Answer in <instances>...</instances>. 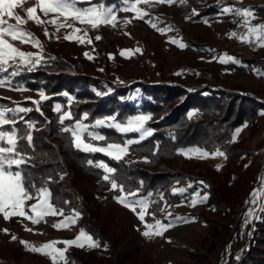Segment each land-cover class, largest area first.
<instances>
[{
	"label": "rangeland",
	"instance_id": "rangeland-1",
	"mask_svg": "<svg viewBox=\"0 0 264 264\" xmlns=\"http://www.w3.org/2000/svg\"><path fill=\"white\" fill-rule=\"evenodd\" d=\"M93 1L77 6L95 5L98 9L111 8L110 6H99V3ZM132 4L120 10L113 9L116 14L115 26L101 23L93 27L71 16L65 18L64 15L56 13H49L45 16L39 8V0H21L14 8V12L21 15L24 20V23L18 26L19 30L31 33L41 42L45 57L51 55L79 64L83 74L89 77L111 81L124 89H128L138 80L152 84L162 81L183 82L190 86L210 83L264 98V65L261 66L264 64V45L252 36H249L248 41H242L239 37L247 33L243 18L222 12L224 6L249 8L253 11L249 24L251 26L261 25L264 24V0H173L170 5L161 0H139L135 4L141 13L146 14L143 19L138 18L132 10H124L125 8L131 9ZM211 5H213L214 12L200 14L199 9ZM28 7L35 8V15L44 23L37 24L34 20H29L26 14ZM194 10L199 12V16L191 20L186 19ZM53 18L58 24L64 26L57 28L56 24L48 23ZM5 19L8 23H16L12 18L5 17ZM152 24H155L156 28H153ZM160 28L166 30L162 33L158 31ZM74 29L79 31L74 33ZM45 30H47V36ZM231 32L237 35L229 36ZM73 34L83 37L85 43L81 44L75 39H65V36ZM261 34L264 35V31ZM5 38L21 51L32 53L39 51L31 43H23L20 39L12 40L10 36ZM172 40L178 43L174 44ZM180 43L185 47H179ZM137 48L141 51L136 52ZM123 49L133 50L132 54L127 57L122 56L121 50ZM85 53H88L92 59L87 58ZM229 56L233 59L227 60ZM222 57L227 62H221ZM242 58H252L255 63L252 62L250 69H240L247 64L241 60ZM237 60L239 63H236ZM257 63H261L260 66ZM9 64L15 68L19 65V60L17 59L16 64L9 61ZM11 70L10 68L9 71ZM39 90L41 89L30 90L4 85L0 86V96L17 102L24 100L33 102L39 100ZM133 93L136 96L141 94V91L139 88H133L125 92L127 95ZM140 106L141 103H138L137 108ZM22 107L36 108L37 105L32 103ZM63 110L66 108L64 107ZM42 111L49 115L50 110L43 109ZM147 113L143 110L134 113L127 112L118 119L126 122L131 115ZM254 119V126L247 122L236 128L233 133L235 139L242 140L241 146L245 150L243 157L236 161L233 167L237 172L239 171L242 178L248 179V183L253 176L254 179L257 176L259 179L258 183L251 185L249 190L243 188L244 194L247 193L245 197L247 205L244 209H240L239 204L232 205L234 201L231 193L239 189L241 191V185L232 189L223 187L225 195H231L228 201L232 207L230 212L224 216L218 215L206 201L191 206L190 202L195 194L198 193L200 197L204 195L200 192L198 185L192 187L194 185L192 180L182 181L181 183H185L184 186L180 185L182 187L177 185L173 187V190L185 188L186 191L178 193L177 200L165 203L164 212H159L154 218L148 216L147 219L146 216L149 223H154L155 219H159L164 224H167L169 219L175 220L177 216L195 218L173 223L165 228L162 236H143L142 232L146 229L136 214L122 206L116 199L100 209L113 221L134 227L140 242V258L145 256L149 258H146V262H150L151 259L154 264H240L243 251H246L252 242L263 251H256L257 257L251 258V261L258 262L257 260L263 257L262 262L264 263V212L259 211L261 206H264V108L256 113ZM154 120L156 119L151 118L147 126L152 128L150 125ZM135 137L137 133H129L126 138ZM103 142L105 141L93 143L106 146ZM190 148H199L201 152H207L208 155L201 157L192 154L191 158L182 155L175 161V170H184L190 174H204L208 172V167L216 169L224 163L225 156L212 155L217 150L208 151L200 146L188 147L184 150ZM128 155L127 152L123 159ZM188 185H192L191 189ZM32 197L24 204L28 216L32 215L31 205L37 203V193L32 194ZM141 197L147 198L145 196L136 198ZM48 202L52 204L49 197ZM53 207L55 208L54 205ZM147 211L152 213L150 210ZM74 213V211H62V215H45L36 223H33L27 216L19 215L12 216L6 221L0 213V256L16 264H78L77 256L83 259L84 263L94 261L95 264H105L107 260L98 259L100 253L98 254L96 249L89 248L86 243L84 247H79L66 246L62 242L74 239L81 230H84L77 223V217L74 224L70 223L65 228L53 227L66 217H72ZM168 213H171V216H168ZM256 215H260L261 219H255ZM216 224L219 226H215ZM85 233L91 235L87 231ZM123 233L121 243L115 244L116 252L121 254L125 252L123 248L119 249L124 242L123 239L131 238L127 230ZM13 236L16 237L15 240L12 239ZM92 238L95 240L93 236ZM21 241L27 242V246ZM53 241L56 242L53 247L65 250V259L61 260L57 256L54 260L47 255L49 250L41 253L29 250L31 247H41ZM236 257H239V261ZM140 261L144 262V260ZM140 261L134 264H141Z\"/></svg>",
	"mask_w": 264,
	"mask_h": 264
},
{
	"label": "trees",
	"instance_id": "trees-1",
	"mask_svg": "<svg viewBox=\"0 0 264 264\" xmlns=\"http://www.w3.org/2000/svg\"><path fill=\"white\" fill-rule=\"evenodd\" d=\"M137 1L139 0H94L93 2L99 3V6H110L112 9L120 10ZM199 10L200 14L204 15L214 12L213 5ZM45 58L55 59H50L45 66H39L38 71L30 73L24 71L16 78V82L24 86L22 88L43 89L52 97L39 105L40 112L34 110L25 117L26 120L36 122V130L33 131V148L25 151L27 142L22 141V154L28 158V164L22 167H26L33 174L37 189L41 187L49 189V199L56 209L81 213L77 217V223L100 243V247L95 248L98 254L100 253L98 259L105 258L107 260L105 264H134L140 260H144V262L140 261L141 264H154L151 259L150 262H146L145 256L139 257L140 242L133 226L115 222L101 212L100 209L113 201L114 196L119 195V191H112L110 183L102 181V170L86 166L89 158L94 161L103 160L109 166L116 168L117 173L112 174L114 178L120 173L129 178L125 191L137 192L139 189L138 196L148 198L150 202L148 210L155 215L159 213L157 209L163 208L165 203L178 199V193L173 195V187L184 186L185 183L181 182L186 180H192L194 184L192 187L198 185L200 192L208 194L209 199L206 203L212 209L214 206V211L218 215L224 216L232 208L228 201L231 195L226 196L223 187L232 189L241 185V191L239 189L231 193L234 201L232 205L239 204L240 209L246 207L247 193L244 194L243 188L249 190L251 185L258 183L259 179L258 176L255 179L253 176L248 183V179L242 178L239 171L237 172L233 167L236 161L243 157L245 151L241 146L242 140L235 139V142H232L233 133L244 123L255 125L254 118L256 113L264 108V98L210 83L190 86L183 82L162 81L152 84L138 80L128 89L139 88L141 94L136 95L135 99L122 101L121 97L131 95L125 94L128 89L121 88L108 80L89 77L83 74L79 64L69 60L51 55ZM241 60L247 64L240 69H250L252 62L255 63L252 58ZM257 64L260 66L261 63ZM263 65L261 64L262 67ZM108 87L114 90L109 95L97 96L93 91V89L104 91ZM65 91L73 96L74 107L71 111L74 118H80L82 112H88L90 116L85 122H92L96 118H102L103 115L118 111L119 118L123 113L143 110L151 113L152 118L156 119L150 125L155 130L154 135L139 145L130 146L129 155L121 161L112 160L100 153L85 154L77 151L70 144V134L60 133L59 113L51 110L55 102L61 103L68 110L67 99L60 95ZM0 98H2L0 106L4 108L17 106L15 103L17 101L3 96ZM19 102H24L19 106H28L33 103L29 100ZM138 103H141L140 108H137ZM43 109L50 110L49 115H46ZM190 110H197L192 119L187 118ZM6 118L10 117L6 116ZM72 123L73 121H65V125ZM17 128L26 129V125L20 122ZM3 129L10 131L11 125H5ZM100 130L108 137L103 143H123L124 138L114 130L107 128ZM157 142H159L158 145ZM193 146H200L208 151H224V163L219 170L208 167V172L204 174H190L184 170H175L176 159L182 157L181 154H177V150ZM145 158L150 162H144ZM61 176H64L63 180ZM148 192H152L151 197H148ZM35 193H37L35 190L31 191V195ZM161 194L163 199H160ZM152 200L157 203L152 204ZM217 225L219 226V224L215 226ZM125 230L131 234V238L123 239L122 246L118 248L120 250L123 248L125 252L117 253L115 244L121 243ZM256 251L263 250L251 242L246 254L240 259V264H264L263 257L257 260L258 262L251 261V258L257 257ZM76 260L78 264H95L94 261L84 263L78 256ZM0 264L16 263L0 256Z\"/></svg>",
	"mask_w": 264,
	"mask_h": 264
},
{
	"label": "snow or ice",
	"instance_id": "snow-or-ice-1",
	"mask_svg": "<svg viewBox=\"0 0 264 264\" xmlns=\"http://www.w3.org/2000/svg\"><path fill=\"white\" fill-rule=\"evenodd\" d=\"M21 2V0H0V86L8 85L15 86L17 88L24 87L22 84L16 82V78L21 76L24 71L33 72L39 66H45L49 63L50 59H46L43 54V45L41 42L29 32H24L19 30V25L24 23L21 15H18L14 12V8ZM92 0H39L40 10L47 16L49 13H56L64 15L65 18L71 16L75 20L80 21L81 23L91 24L93 27H96L101 23L113 24L115 26L116 14L112 8H97L95 5L91 7H78V4L91 3ZM161 2L172 4L173 0H161ZM125 11L132 10L137 14V17L140 19L144 18V15L141 13L140 9L137 8L136 4L131 5V9L125 8ZM36 9L33 7H28L26 9V14L29 20H34L37 24L44 23L40 18L35 15ZM224 14H235L240 16L244 20V24L247 27V33L239 38L242 41H248L249 36H252L259 40L261 45H264V35L261 34L264 31V24L251 26L249 24L250 18L253 16V11L249 8L240 9L237 7L224 6L222 9ZM199 16L198 11H193V13L188 16L186 19H193V17ZM5 17H9L15 20V24L8 23ZM48 23L56 24L57 28L64 25L57 23V20L53 18L48 21ZM207 23V21H205ZM153 28H156L155 24L151 25ZM166 29L160 28L158 31L164 32ZM78 29H74L73 32H78ZM45 35L47 36V30H45ZM237 33L231 32L229 36H236ZM10 36L12 40L20 39L23 43H31L33 47L39 49L37 52H24L19 48L14 47L13 44L9 43L5 38ZM65 39L72 40L75 39L79 43H85V39L78 35H68L65 36ZM100 39V37H97ZM90 43V41H88ZM174 44H177L178 41L172 40ZM179 47L184 48L185 45L180 43ZM133 50L123 49L121 50V55L127 57L132 54ZM136 52H140L141 49H135ZM85 56L89 59H92L88 53H85ZM111 58V54H109ZM17 59L19 60V65L15 68H12V65L9 64V61L12 64H16ZM232 57H227V60H232ZM221 62H227L224 57L221 58ZM236 63H239L237 60ZM12 69L9 71V69ZM102 71V69H101ZM123 83V81H119ZM97 96H105L111 94L114 90L111 87H108L104 91H98L93 89ZM139 90H137L138 92ZM60 95L64 96L67 99V108L68 110H63L64 105L61 103H55L53 105L54 113H59L58 124L60 126V133L70 134V144L71 146L82 153L85 154H96L100 153L104 156L109 157L115 161H121L123 156L128 152L130 146L139 145L147 138L154 135V129L147 126V122L152 118L151 113L147 114H135L131 115L126 119V122H121L118 119V114L116 115H105L102 118H96L92 123H86L89 119L90 114L84 112L81 114L80 118H74L71 109L74 107L73 96L67 91L61 93ZM2 99V98H0ZM52 99L49 95L46 94L45 90H39V100L33 101L37 105L35 109L31 107H22L19 106L24 102H15L17 106L4 108L0 106V213L3 214L4 219L7 221L12 216H27L28 219L32 220L33 223L38 222L45 215H62V210L56 209L51 203L48 202V197L50 195L49 189L46 187L36 188L35 180L33 174L28 171L26 167H22L28 164V158L22 154V141L27 142V147L25 151L34 147V137L33 131L36 130L35 121L26 120L25 117L32 111L40 112L39 105L42 102H46ZM122 101L135 99V93L131 94L128 97H121ZM197 110H190L187 113V118L192 119L196 115ZM23 114V115H20ZM42 115V113H40ZM10 117V118H6ZM65 121H73L70 125H65ZM23 122L26 125V129H18L17 124ZM11 125V130L6 131L3 129V126ZM111 129L120 134L123 139V143H106V146H100L97 143L107 141L108 137L103 134L100 129ZM238 131V130H237ZM129 133H137L135 138H126ZM235 142V135L233 136V141ZM159 142H157V145ZM158 151V149H157ZM155 154V153H154ZM177 154L184 155L186 158H191L192 154H197L201 157L207 156V152H201L199 148H190L188 150L179 149ZM214 156H225V152L217 150L212 153ZM144 162H150L145 158ZM86 166H90L95 169L102 170V181L110 183L112 191H119V195L114 196V199L117 200L122 206L128 208L133 213L136 214L139 221L144 225L145 231L142 232V235L149 237L152 235L162 236L166 227H170L173 223L177 221H186L194 220V217H183L177 216L175 220L169 219L167 224H164L161 220L155 219L154 223H149L146 220V216H151L154 218L155 213L148 212L149 200L147 198L141 197L136 198L139 195V189L137 192L125 191V185L128 183V179L123 173L118 174L117 177H113L112 174L117 173V169L109 166V164L103 160L94 161L89 158L86 161ZM247 167V165H245ZM219 170V166L217 168ZM64 179V176H61V180ZM119 180V182H118ZM141 185L143 182H140ZM203 184V182H201ZM192 185H188L190 188ZM35 190L37 192V203L31 205L32 215L28 216L25 211V201L32 199L31 191ZM185 188H179L173 190V195L177 193L185 192ZM148 197L152 196V192H148ZM160 199H163V195H160ZM209 199L207 193L202 197L199 194H195L191 200V206H195L198 203H203ZM67 203V201H65ZM152 204L157 203V201L152 200ZM247 203V201H246ZM213 210L215 207L213 206ZM157 211L164 212V208H158ZM260 212H264V206H261L259 209ZM81 215L80 212H75L72 217H66L64 220L53 225L56 229H62L68 226L70 223L76 222V217ZM171 216V213L167 214ZM255 219H261L260 215H256ZM7 231V230H5ZM12 239H16L15 236ZM66 246L75 245L79 247H84L86 243L89 248H99L100 243L98 240H93L91 235H87L84 230H81L80 234L71 240L62 241ZM22 244L27 246V242L21 241ZM56 242H50L44 244L41 247H31L29 250L37 253L47 251V255L51 256L54 260L58 256L61 260L65 259V250H61L53 247ZM106 247V245H105ZM239 261V257H236Z\"/></svg>",
	"mask_w": 264,
	"mask_h": 264
},
{
	"label": "built area",
	"instance_id": "built-area-1",
	"mask_svg": "<svg viewBox=\"0 0 264 264\" xmlns=\"http://www.w3.org/2000/svg\"><path fill=\"white\" fill-rule=\"evenodd\" d=\"M246 254V251H243V255H245Z\"/></svg>",
	"mask_w": 264,
	"mask_h": 264
}]
</instances>
